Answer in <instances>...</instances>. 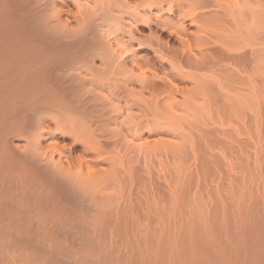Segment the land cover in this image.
Wrapping results in <instances>:
<instances>
[{
	"label": "bare ground",
	"instance_id": "6f19581e",
	"mask_svg": "<svg viewBox=\"0 0 264 264\" xmlns=\"http://www.w3.org/2000/svg\"><path fill=\"white\" fill-rule=\"evenodd\" d=\"M0 264H264V0H0Z\"/></svg>",
	"mask_w": 264,
	"mask_h": 264
}]
</instances>
